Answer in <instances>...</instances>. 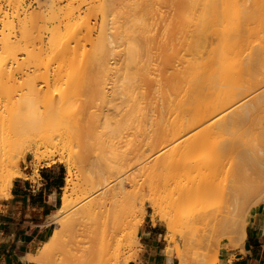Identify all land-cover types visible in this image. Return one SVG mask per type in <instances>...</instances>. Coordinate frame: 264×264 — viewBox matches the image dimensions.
<instances>
[{"label": "rangeland", "instance_id": "374dc122", "mask_svg": "<svg viewBox=\"0 0 264 264\" xmlns=\"http://www.w3.org/2000/svg\"><path fill=\"white\" fill-rule=\"evenodd\" d=\"M14 1L0 0V118H4L0 120V131H3L0 132V166L5 163L3 159L7 155L5 158H11L20 170L21 163L31 164L34 170L56 163L63 167L66 175L68 163L75 182L78 174L80 178L81 174H110L107 163L111 164L115 160L113 158L129 156L127 174H181L184 180L194 174H218V178L223 174H264V120L261 114L255 112L246 122L223 129L218 126V121H213L214 115L209 114L212 101L228 98L237 90L240 94L251 91L262 68L253 66L248 70L239 65L237 58L223 68L216 60L218 55L209 54V43L219 45L227 43L226 39L232 42L235 37L231 39L227 35L228 38H222L226 40L224 42L220 33L210 36L213 29L218 26L221 29L226 24L220 15L213 18L209 12H201L204 5L200 2L205 0H122L120 4L117 0L115 3L113 0ZM239 1L246 3V0ZM261 19L254 20V25L264 26V17ZM52 34L55 45L68 47L66 58L62 59L52 52ZM132 47H137V59H131L130 51L134 56ZM185 48L191 50L190 54ZM174 49L181 53L186 51L184 56L191 55L193 67L187 76L186 64L177 65L183 74L178 80L176 106L168 110L166 116L179 120L185 115L183 109L186 105L181 104L180 98L186 80L190 79L196 85L200 83L195 87L196 91L194 89L193 96L196 98L193 99L191 116L195 120L201 117L206 120L190 130L194 144L186 148L169 147L156 158L152 150L160 147L166 129L147 125L129 128L128 134H120L123 120L118 112L126 107L127 94L132 88L141 86L144 79L146 84L151 85L150 97L157 94L154 81L161 78L164 72L161 61L170 58ZM11 54L15 55V60L9 57ZM129 57L133 63L128 61ZM233 106L216 112L215 116L224 120L235 117L241 103ZM105 113L112 118L105 123L97 122ZM9 136L19 143L13 144L14 140ZM0 175L5 177L8 174ZM223 178L219 180L217 192L208 201L175 220V255L163 254L162 250L172 244L165 243L164 225L155 223L160 233V264H169L171 260L175 261L174 264H188L194 255L200 253L217 252L219 257L222 250L234 249L244 241L245 238L240 239L238 233H214L213 221L206 226L189 225L190 218L199 209L217 213L224 207ZM136 179L139 181L132 188L136 208L141 204L145 207L140 225L144 220L151 223V208L146 194H142L147 185L141 184V178ZM62 192L61 188L56 208L60 205ZM247 201L242 205V216L255 211L261 217L262 226L264 216L261 205L255 209L256 199ZM69 213L62 214L59 221L66 219ZM247 220L246 229L256 216H248ZM48 221L49 237L56 224ZM207 239H211V246L202 248L201 242ZM137 240L139 245L134 249L125 246L120 249L115 264H144L146 253L138 232ZM262 240L264 245V235ZM40 250L39 245L35 255ZM134 250L136 254L132 258ZM60 252L63 254L61 258L52 259L49 264H69L75 257L81 256L77 253L73 258L64 249Z\"/></svg>", "mask_w": 264, "mask_h": 264}, {"label": "bare ground", "instance_id": "6f19581e", "mask_svg": "<svg viewBox=\"0 0 264 264\" xmlns=\"http://www.w3.org/2000/svg\"><path fill=\"white\" fill-rule=\"evenodd\" d=\"M15 1L16 3L18 2L17 0ZM113 1L115 3L116 0ZM121 1L117 0V4H120ZM200 4L204 5V9H201V12H209L212 17L220 15L223 18L222 20L225 21L226 25L221 29L218 26V28L210 32L211 37L219 33L221 39L226 38L227 35L231 39L233 38L232 36L235 37L232 42H228L230 40L226 39L227 43H220L219 45L209 43V54L218 55L216 60L223 68L230 60L235 58H237L239 65L249 68L248 70L253 66L262 68L256 75L257 80L252 85L253 89L251 91L240 94L239 90H237L228 98L212 101L213 104L210 105L211 111L209 114L214 115L213 121H218L220 129L230 127L236 123L246 122L255 112H259L264 120V26L262 25L261 27L260 24L254 25V20L264 17V0H246V3L239 0H205L200 2ZM217 21L216 23H218ZM52 38L53 41L51 39L50 42L52 43V52L62 59L66 58L65 55L69 51L68 47L64 45L58 47V44L55 45L54 34H52ZM132 48L134 56H132V51H130L131 59L134 57L137 59V53L135 54L137 47H135L136 50L134 47ZM186 51L190 54L191 50L188 48ZM186 51L181 53V51L174 49L170 58L162 59L164 72L161 78L154 81V89L157 93L154 97H150L151 85L146 84L144 79L141 86L132 88L130 93L127 94V105L122 111L120 110L121 112H118L120 119L123 120L120 134H128L127 129L129 128L145 127L147 125L151 128L164 127L166 129L161 138L160 147L152 150L155 152L156 158L169 147L177 148L182 146L186 148L191 146L192 143L194 144V138L189 135V132L195 124L206 120L204 117L195 120L191 116V111H194L193 99L196 98H194L195 87L200 83L196 85L194 80L192 82L190 79L186 80L182 89L183 95L180 98L181 104L184 103L186 105V108L183 109L185 115L181 116L179 120L166 116L168 110L171 111L176 106L178 80L180 74H183V71L180 70L181 65L186 64L185 67L188 69V73L185 70L187 76L190 75V70L193 67L191 55L184 56L185 53L187 54ZM13 56L15 55L11 54L9 57L13 58ZM131 59L129 57L128 61L133 63L134 61H131ZM177 65H180V67L177 68ZM135 67L137 69V65ZM167 69H171V71L168 72ZM199 90H201L200 87ZM238 102L241 103V106L235 117L224 120L222 117L215 116L216 112L227 110L235 104L238 105ZM233 107L235 108L236 106ZM224 114H226V111H224ZM82 118L80 119L82 120ZM111 118L112 116L105 113L98 118L97 122L105 123ZM8 122L12 124L10 119H8ZM3 126H5V123ZM8 129L11 128L9 127ZM262 130L264 131V126H262ZM10 131L12 132V130ZM4 134L3 136H5ZM9 138L14 140L12 141L13 144L16 142V138L14 139L10 136ZM6 141L4 142L6 143ZM78 142L80 145V140ZM17 143L19 142L17 141ZM17 143L15 144L17 145ZM4 146L8 149L7 145ZM98 146L101 147V145ZM250 147L252 149L251 144ZM5 157L3 159L5 163L0 166V174L8 175L5 177L0 175V198L8 195L14 178L23 176L17 163L11 162V158ZM113 159L110 162L111 164L107 163L110 174H97V176L81 174V178L80 174H78L79 177L77 176L78 179L75 182L72 167L66 163V175L62 186L63 192L60 197V205L52 217H49V220L53 221L56 227L46 241L42 243L40 253L38 255H27V260L32 261L34 264H49L52 259H60L61 255H63L60 250L64 249V252L70 256L73 255V258L77 253L81 255V258L77 255L78 257H75L69 264H115L122 247L134 249L139 245L137 232L145 207L141 204L136 208V200L132 188L139 181L136 179L137 177L141 178L142 185H147L142 190V194H146L147 204L151 208V225L156 222L162 223L165 228V243L167 241L169 245H173L170 246L172 248L167 245L162 250L164 255L172 253L175 255V220L186 212L188 214L190 210L199 205L201 207L203 203L208 201L217 192L220 186V179L223 177L225 178H223L224 182L221 189L224 207L218 210L217 213H211L208 210L200 211L199 209L190 218V226L195 224L206 226L213 221L212 230L214 233H219L220 231L238 233L240 239H243L246 237L245 229L249 220H247V217L251 216L252 218L256 213L254 211L243 217L244 215L242 216L241 214L242 205L247 200L255 198V209H257L258 205H261L260 210H262V215L264 216V174H226V176L223 174L221 178L217 177L218 174H194L188 180H184L181 174H163L164 177L159 176V174H127L130 166V157L124 156L123 158ZM0 164H2V161ZM73 195L76 196L72 200ZM67 211H70L68 217L63 221H59L58 218ZM262 231L264 233V222ZM201 243L202 248L209 246V244L211 246V239ZM57 249L59 251H55ZM80 249L83 255L80 254ZM135 254L136 250L131 255L132 258ZM210 254H196L189 260L188 264H216L218 260L217 252ZM174 262V260H171L169 264H174Z\"/></svg>", "mask_w": 264, "mask_h": 264}, {"label": "crops", "instance_id": "0c3cea01", "mask_svg": "<svg viewBox=\"0 0 264 264\" xmlns=\"http://www.w3.org/2000/svg\"><path fill=\"white\" fill-rule=\"evenodd\" d=\"M21 172L23 176L14 178L8 195L0 198V264H34L26 257L35 255L49 235L47 220L58 208L65 176L63 167L56 163L37 170L29 163H21ZM255 216L244 241L234 249L222 250L216 264H264L262 220L259 214ZM158 230L157 224L151 225L149 220L138 228L146 253L144 264H160Z\"/></svg>", "mask_w": 264, "mask_h": 264}]
</instances>
